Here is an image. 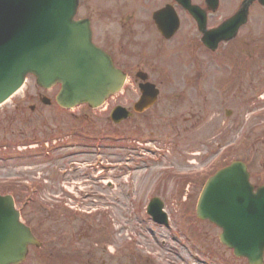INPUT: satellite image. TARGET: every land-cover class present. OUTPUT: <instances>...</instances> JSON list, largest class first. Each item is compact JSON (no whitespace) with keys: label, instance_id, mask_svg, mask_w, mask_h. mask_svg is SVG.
<instances>
[{"label":"rangeland","instance_id":"obj_1","mask_svg":"<svg viewBox=\"0 0 264 264\" xmlns=\"http://www.w3.org/2000/svg\"><path fill=\"white\" fill-rule=\"evenodd\" d=\"M126 88L96 110L63 111L54 104L55 88L43 92L27 77L0 107V194L13 186L22 222L60 257L29 249L22 264H246L194 209L201 178L217 162L242 161L253 172L260 165L264 173V132H216L225 122L216 108L192 126L198 121L184 118L189 109L197 118L196 101L163 97L144 117L115 125L112 108L134 100ZM244 107L242 123L254 109ZM152 198L163 203L167 225L146 214Z\"/></svg>","mask_w":264,"mask_h":264},{"label":"flooded vegetation","instance_id":"obj_2","mask_svg":"<svg viewBox=\"0 0 264 264\" xmlns=\"http://www.w3.org/2000/svg\"><path fill=\"white\" fill-rule=\"evenodd\" d=\"M74 21L88 26L92 43L125 75L129 112L149 84L157 102L196 101L197 118L193 109L184 118L198 121L192 126L216 108L225 119L216 132H264V0H78ZM246 105L254 109L242 123ZM231 163L215 165L205 179ZM260 167L246 164L254 192L264 186Z\"/></svg>","mask_w":264,"mask_h":264},{"label":"water","instance_id":"obj_3","mask_svg":"<svg viewBox=\"0 0 264 264\" xmlns=\"http://www.w3.org/2000/svg\"><path fill=\"white\" fill-rule=\"evenodd\" d=\"M77 0H0V105L23 85L27 75L45 90L59 85L56 104L65 110L80 105L102 106L123 85L124 76L110 58L96 48L83 22H74ZM144 88L134 105L136 113L152 107L157 92ZM47 103V102H45ZM131 117L117 107L115 124ZM163 204L153 198L147 214L167 224ZM195 215L221 229L219 242L248 264H262L264 251V188L255 194L245 166L239 162L207 180ZM40 244L19 220L11 197H0V264H21L27 247Z\"/></svg>","mask_w":264,"mask_h":264},{"label":"trees","instance_id":"obj_4","mask_svg":"<svg viewBox=\"0 0 264 264\" xmlns=\"http://www.w3.org/2000/svg\"><path fill=\"white\" fill-rule=\"evenodd\" d=\"M39 232L36 233V236H38ZM36 252H38L39 257L41 258H47V259H51L53 261H55V259H59V255H53L52 252H46V250L42 249V250H35ZM63 262V261H62Z\"/></svg>","mask_w":264,"mask_h":264}]
</instances>
